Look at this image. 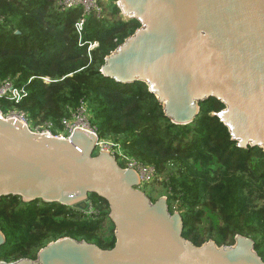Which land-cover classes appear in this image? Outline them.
Listing matches in <instances>:
<instances>
[{
  "label": "water",
  "instance_id": "95a60500",
  "mask_svg": "<svg viewBox=\"0 0 264 264\" xmlns=\"http://www.w3.org/2000/svg\"><path fill=\"white\" fill-rule=\"evenodd\" d=\"M123 17L140 27L105 59L102 73L117 82H145L178 125L196 120L212 98L224 108L213 115L240 148L264 149V0H117ZM98 133L76 128L67 137L34 132L0 112V199L17 195L81 211L91 194L105 200L116 243L104 249L63 237L36 259L0 264H264L253 238L232 245L184 236L180 211L168 197L153 201L137 169L99 149ZM6 236L0 229V249Z\"/></svg>",
  "mask_w": 264,
  "mask_h": 264
},
{
  "label": "trees",
  "instance_id": "16d2710c",
  "mask_svg": "<svg viewBox=\"0 0 264 264\" xmlns=\"http://www.w3.org/2000/svg\"><path fill=\"white\" fill-rule=\"evenodd\" d=\"M59 1L0 0V80L17 78L28 91L20 103L0 99L3 113L9 106L19 109L34 122L51 121L59 134L62 121L87 103L102 140L122 144L128 155L154 167L146 184L155 192L150 198L168 197L170 211L183 216L187 239L198 246L213 239L221 246L244 235L255 240L264 260V149L237 145L213 115L225 107L217 99L202 102L194 122L178 125L145 82L124 84L102 73L106 57L140 27L122 16L117 0L100 1L102 12L87 17L82 41L76 23L83 8L62 12ZM94 42L99 45L89 50ZM161 187L164 192L157 193ZM90 198L92 211H81L59 202L3 196L0 229L6 243L0 260L36 259L50 242L68 236L113 248L109 205L96 194Z\"/></svg>",
  "mask_w": 264,
  "mask_h": 264
},
{
  "label": "built area",
  "instance_id": "2783aa9c",
  "mask_svg": "<svg viewBox=\"0 0 264 264\" xmlns=\"http://www.w3.org/2000/svg\"><path fill=\"white\" fill-rule=\"evenodd\" d=\"M100 1L101 0H60L59 1V9L62 12L68 11L70 9L76 8V7H82L83 8V15L81 16V18L77 21L76 23V30L79 34L80 39L82 40L83 38V32H84V28H85V24L87 22V17L94 11H97L98 14H101L102 12V8L100 6ZM97 43V42H96ZM92 48H90L89 50H91ZM46 80H48L47 77H44ZM33 78H31L29 80V82H31ZM28 96V91L25 88V86H20L17 82V78H13V77H8L6 79L0 80V99H5L8 100L10 102L13 103H20L21 101H23L26 97ZM0 112L7 118H14V119H18L21 122L27 123L28 126L36 133L39 134H52L55 136H62V137H67L69 135L72 134V132L76 129V128H81L84 130H89L95 133H98L97 130L93 127H91L86 112L85 110H81V108H79L73 115L76 118V120L78 118H83L84 120H80L78 122L75 121H71V120H63V130L59 133V134H55L54 128H53V124H49L47 123L45 126H40V125H34L32 123H30L28 120L29 118V114H27L24 111H12L9 114L8 113H3L1 110ZM8 114V115H7ZM67 132V135L63 132ZM116 146V145H115ZM114 144L113 143H109L105 140L100 141L99 144V149L101 150H105V151H109L111 152L113 155H115L117 157V159L119 160V162H124L127 164V166L124 167H131V168H135L138 170L141 179H142V183H147L150 182V180L152 179V177H154L156 171L154 169V167L152 166H146L141 164L140 162L134 160V158H131L129 156H125L121 154V159L119 158V154L116 153L113 150Z\"/></svg>",
  "mask_w": 264,
  "mask_h": 264
},
{
  "label": "rangeland",
  "instance_id": "374dc122",
  "mask_svg": "<svg viewBox=\"0 0 264 264\" xmlns=\"http://www.w3.org/2000/svg\"><path fill=\"white\" fill-rule=\"evenodd\" d=\"M125 18V17H124ZM4 20V18H0V21L2 22ZM80 41H82L81 39H80ZM99 45V43L97 42H94V43H91V44H89V48L88 49H90V48H95V47H97ZM1 110V109H0ZM81 110H85V112H86V115H87V118H88V121H89V123H90V125H91V119H92V117H93V114L90 112V108H89V106H88V104L87 103H84V105L81 107ZM2 111V110H1ZM12 111H19V109H16V108H10V106L9 107H7V111H6V113H10V112H12ZM3 112V111H2ZM7 114V115H8ZM74 113L72 112V114H71V118H69V119H67V120H71V121H75L76 120V118L74 117V115H73ZM29 120V122L30 123H32V124H34V125H40V126H45L47 123H51V124H53L51 121H42V123H37V122H34L33 121V118H28ZM41 119L40 118H38L37 119V121H40ZM80 120H84L83 118H78L77 120H76V122H78V121H80ZM41 122V121H40ZM62 124H63V121H62ZM54 125V124H53ZM64 127V126H63ZM91 127H93V128H95L94 126H92L91 125ZM96 129V128H95ZM97 130V129H96ZM63 133H65L66 135H67V132H63ZM105 141H107V142H109V143H113L114 144V147H113V150L116 152V153H118L120 156H119V158L121 159L122 157H121V154L122 155H127V156H129V157H131V158H133L132 156H130V155H128L126 152H125V150H124V148H123V146H122V144H118V143H116V142H114V140H112V139H110V138H107V139H105ZM116 145V146H115ZM134 160H136L135 158H134ZM136 161H138V160H136ZM139 162V161H138ZM125 166H127V164H125ZM162 178H164V177H162ZM152 179H153V177H152ZM152 179L150 180V181H152ZM150 184V182H147V183H143L142 184V189L143 190H145L146 191V193L149 195V196H151V194H154L155 192H154V190H152L150 187H147L146 186V184ZM158 190V192L157 193H159V192H164V190H165V188L163 189V187H161V188H158L157 189ZM163 194V193H162ZM160 194H158V196H159ZM166 196V195H165ZM92 209H93V206H92ZM92 209H91V211H92ZM202 226H206V224L204 223ZM204 229V227L201 229V230H203ZM100 233V232H99ZM211 240H213V239H211Z\"/></svg>",
  "mask_w": 264,
  "mask_h": 264
},
{
  "label": "flooded vegetation",
  "instance_id": "af4514ba",
  "mask_svg": "<svg viewBox=\"0 0 264 264\" xmlns=\"http://www.w3.org/2000/svg\"><path fill=\"white\" fill-rule=\"evenodd\" d=\"M120 164H121L122 166H125L126 163H124V162H120Z\"/></svg>",
  "mask_w": 264,
  "mask_h": 264
}]
</instances>
